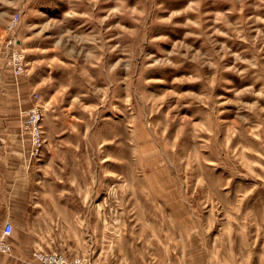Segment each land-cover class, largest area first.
<instances>
[{"label": "rangeland", "instance_id": "1", "mask_svg": "<svg viewBox=\"0 0 264 264\" xmlns=\"http://www.w3.org/2000/svg\"><path fill=\"white\" fill-rule=\"evenodd\" d=\"M1 141L35 166L30 201L78 202L89 264L115 213L174 258L264 264V0H0Z\"/></svg>", "mask_w": 264, "mask_h": 264}, {"label": "crops", "instance_id": "2", "mask_svg": "<svg viewBox=\"0 0 264 264\" xmlns=\"http://www.w3.org/2000/svg\"><path fill=\"white\" fill-rule=\"evenodd\" d=\"M21 149L22 142H0V230L5 222L12 225V233L6 239L11 250L7 254L0 253V264H41L36 254L51 252L66 259L78 258V202L61 196H56V201L49 203L36 204L30 201V183L35 166L29 165L27 157L20 153ZM120 206L110 204L115 212L121 211ZM86 209L94 211L96 204L90 201ZM88 216L89 213L87 225L92 221ZM102 223V246L96 248V251L92 250L97 263L101 259V264H185L182 258L187 254L186 264H201L200 253L191 252V249L178 251V256L174 258L169 239L164 237L161 242L156 233L142 237L130 230L128 236L125 227L128 224L131 228L137 226V220H127L122 213H115L110 218L104 217ZM146 226H152V222ZM89 237L93 242L94 235ZM124 239H127L128 244L126 253L122 249Z\"/></svg>", "mask_w": 264, "mask_h": 264}, {"label": "built area", "instance_id": "3", "mask_svg": "<svg viewBox=\"0 0 264 264\" xmlns=\"http://www.w3.org/2000/svg\"><path fill=\"white\" fill-rule=\"evenodd\" d=\"M17 21V18H14L13 24ZM11 66L14 75L20 76L24 72L23 66V56L17 52H13L11 56ZM41 120L42 115L38 108H34L27 112L25 116L23 127L27 131L30 140H31V156L38 157L41 154L43 140L41 132ZM12 233V225L8 222L3 224L0 237V252L7 253L10 250V246L7 243L6 239ZM37 258L42 264H89L87 261L75 258V259H66L61 255L51 253V254H38Z\"/></svg>", "mask_w": 264, "mask_h": 264}]
</instances>
